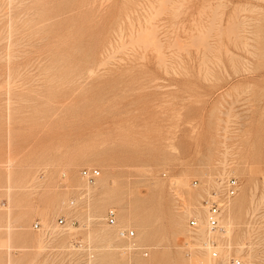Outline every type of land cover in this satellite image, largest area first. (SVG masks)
Segmentation results:
<instances>
[{
	"label": "rangeland",
	"instance_id": "1",
	"mask_svg": "<svg viewBox=\"0 0 264 264\" xmlns=\"http://www.w3.org/2000/svg\"><path fill=\"white\" fill-rule=\"evenodd\" d=\"M166 1L0 0V264H194L218 176L240 184L231 248L215 237L233 264L264 207V0ZM250 239L239 255L264 264Z\"/></svg>",
	"mask_w": 264,
	"mask_h": 264
},
{
	"label": "bare ground",
	"instance_id": "2",
	"mask_svg": "<svg viewBox=\"0 0 264 264\" xmlns=\"http://www.w3.org/2000/svg\"><path fill=\"white\" fill-rule=\"evenodd\" d=\"M163 1V0H162ZM170 1V0H169ZM109 2V1H108ZM149 2V1H148ZM166 2H168V0L166 1ZM173 2V1H172ZM106 3V2H105ZM169 3V2H168ZM162 4V3H161ZM154 8V7H153ZM159 11V10H158ZM161 12L163 11V10H160ZM164 12V11H163ZM163 13H161L160 15H162ZM159 15V14H158ZM159 15V16H160ZM155 17H156V15H155ZM154 17V18H155ZM153 19V18H152ZM247 19H248V17H247ZM247 19H245V16H244V20H247ZM150 20V19H149ZM243 20V21H244ZM154 21V20H153ZM242 21V22H243ZM247 22H248V20H247ZM247 22H243L244 23V25L247 23ZM249 24V23H248ZM246 26V25H245ZM248 27V26H247ZM246 28V27H245ZM244 28V30L246 31L247 30V28L245 29ZM249 29V28H248ZM246 33V32H245ZM247 34H249V33H247ZM247 34H246V36H247ZM242 36H244L245 37V34H243ZM248 36H250V34L248 35ZM244 37L242 38V39H244ZM122 38V37H121ZM247 39V38H246ZM245 40V39H244ZM131 41H132V39H131ZM249 41H250V39H249ZM136 43V42H135ZM138 43V42H137ZM141 43V42H140ZM140 43H138V44H140ZM250 43V42H249ZM243 44H244V42H243ZM246 44H247V42H246ZM246 44H245V47H246ZM124 45V44H123ZM137 45V44H136ZM111 46V45H110ZM249 46V45H248ZM251 46V45H250ZM250 46H249V48H250ZM244 47V48H245ZM252 47V46H251ZM254 47V46H253ZM245 50V49H244ZM112 51V50H111ZM247 52H249V51H247V49H246V53ZM113 53V52H112ZM251 53V51L248 53V54H250ZM109 54V53H108ZM109 60H110V58H108ZM112 59V58H111ZM107 60V59H106ZM113 60V59H112ZM108 62V61H107ZM100 64V63H99ZM107 64V63H106ZM99 67V66H98ZM241 126V125H240ZM242 127V126H241ZM230 149V148H229ZM226 152V151H225ZM228 153V152H227ZM224 154V153H223ZM228 155V154H227ZM223 164V163H222ZM224 165H225V162H224ZM91 171V170H90ZM81 175V174H80ZM97 177H98V175H97ZM97 177H95L94 178V181L92 182V183H89L85 178H83L82 176H81V178L82 179H84L87 183H89V184H93L94 182H95V179L97 178ZM219 177V180H216V179H214V181L212 182V184H211V186L212 187H215L214 189H213V192L214 193H216L217 195H219V193L220 192H224V187H225V183H226V181L229 179H227V178H225L226 176H218ZM256 187V186H255ZM257 188V187H256ZM255 188V190L257 191V189ZM90 189V188H89ZM238 190H240V184H239V187H238ZM237 190V191H238ZM263 190V189H262ZM264 191V190H263ZM255 192V191H254ZM237 193V192H236ZM235 193V194H236ZM263 193V192H262ZM200 194V197H201V193H199ZM206 195H208L209 197L211 196V195H213V193L212 192H210L208 189L206 190V193H205ZM251 194V193H250ZM252 194H254L253 196H252ZM251 194V196L252 197H254L255 196V193H252ZM264 194V193H263ZM184 196V195H183ZM204 197V195L200 198V201L198 202L199 203V205H200V211L197 213V214H194L193 216H195V217H193V218H191V219H195L196 221H197V226L195 227V228H190L189 227V221L191 220H188V231H190V233H191V241L192 242H190L189 243V241L190 240H184V244H187V246H189L190 248H191V250H193V251H195V252H198V253H194L193 254V256H192V258H191V260L193 261V262H196V263H194V264H225V259H224V256L221 258V261L220 260H217V259H215V257H218L217 255L219 254L220 255V253L222 252V250H223V248H221V246H220V244L218 245V243H217V241H216V238H217V240H219L220 242H221V244H223L225 247H227V248H231V246H232V244H231V241H230V232H229V230L225 227V223H224V218H225V216H226V210L228 209V208H230L229 206H230V203L231 202H229V203H227L228 202V199L230 198V197H223V196H219V198H220V204H221V212H220V216H219V223H220V228L219 229H217V230H211V229H209L208 227H207V223H206V207L204 206V203L203 202H201L203 199H205V198H203ZM261 197V199H262V196H260ZM202 199V200H201ZM104 203V202H103ZM105 204V203H104ZM259 204V203H258ZM261 204V203H260ZM263 205V204H262ZM188 206V205H187ZM193 206V205H192ZM191 206V207H192ZM257 206V205H256ZM261 206V205H260ZM196 207V206H195ZM262 207L263 206H261V207H256L254 210H252L251 212L254 214V215H256L257 217H256V219L257 220H255V222H254V224H246L247 226V229H246V231H247V234L249 235V238L247 239V240H244V241H242V243H240L238 246H237V251L239 252V253H242V251H243V249H244V247H245V244L247 243V241L249 242V239H250V236H257L258 235V232H259V229H264V213H262V211H261V209H262ZM188 208V207H187ZM190 208V207H189ZM188 208V212H190V214H192V212L190 211V209ZM264 208V207H263ZM112 210H114V212H115V223L113 224V225H110V226H116V225H118L119 223L121 224V222H119L118 221V218L116 217V211H115V209H113V208H111ZM126 209V208H125ZM125 209H123L122 210V214H121V216H120V218L121 219H123L122 221L125 223V225H127V226H129L130 224H132V222H131V217H133L132 216V214L130 213V211H129V213H128V210H125ZM192 209V208H191ZM194 209V208H193ZM192 209V210H193ZM231 209H233L232 207H231ZM230 209V210H231ZM110 210V209H109ZM194 211H198V209L197 210H194ZM227 211H229V209L227 210ZM134 212V211H133ZM223 212H225V213H223ZM187 213V212H186ZM185 213V214H186ZM130 214V215H129ZM187 215V214H186ZM131 216V217H130ZM187 216H189V215H187ZM229 216H230V214H229ZM119 218V219H120ZM45 219H46V215H44L43 216V222L45 221ZM120 219V220H121ZM136 219V218H135ZM231 219V218H230ZM228 220V219H227ZM138 221V220H137ZM180 221V220H179ZM117 222H118V224H117ZM177 222V221H176ZM228 222V221H227ZM231 222H232V220H231ZM230 222V223H231ZM139 223H140V221H139ZM139 223L137 224V225H139ZM119 224V225H120ZM133 224H134V222H133ZM136 224V223H135ZM177 224V223H176ZM232 224V223H231ZM125 225H123V226H125ZM44 226H46V225H44ZM49 226V225H48ZM140 226V225H139ZM231 226V225H230ZM73 227L71 226V225H69V227H68V229L67 230H70V229H72ZM141 228V227H140ZM76 229V228H75ZM100 230V229H99ZM107 230L108 229H106V228H104V229H102L101 231H97L96 233H94V234H96V235H99L100 236V241H107L108 242V240H110V239H108L109 238V235L107 236ZM123 230H126V231H130V230H128V229H120L119 231H118V236L121 238V239H128V238H132V237H127V236H122L121 235V232L123 231ZM53 231L55 232L56 231V228H53ZM133 231V230H132ZM143 231H145V230H142V232ZM134 232V231H133ZM109 234H111V232L109 233ZM218 234V235H217ZM146 235H148V233H146ZM146 235H143L144 237L146 236ZM209 235H211V236H209ZM214 235H216V236H214ZM98 236V237H99ZM112 237H113V235H112ZM115 237V236H114ZM212 237V238H211ZM214 237V238H213ZM216 237V238H215ZM89 238V237H88ZM116 238V237H115ZM147 238V237H146ZM146 238H144V239H146ZM98 239V238H97ZM113 239V238H112ZM111 239V240H112ZM110 240V241H111ZM147 240V239H146ZM113 241V240H112ZM112 241L109 243V245L112 243ZM250 241H251V239H250ZM107 242H106V244H107ZM211 242H213L212 244H211ZM102 243V242H101ZM103 244H105V243H103ZM116 244H118V243H116ZM108 244H107V246H109ZM136 246V244L135 245H133L132 244V248H134ZM105 247V246H104ZM73 248H75V249H79V247H73ZM137 248V247H136ZM74 249V250H75ZM239 253L235 256L236 258H234V260H237L238 261V263L239 264H247L245 261L247 260V258H248V255H249V253H246V254H244L243 255V257H241L240 255H239ZM148 254V253H147ZM215 254V255H214ZM229 255V254H228ZM230 256H228V258H229ZM232 257V256H231ZM230 257V260L232 259ZM239 257V258H238ZM241 257V258H240ZM246 259V260H245ZM81 262V260H75L71 255H68L67 257H66V259H65V264H81L80 263ZM227 262H231V261H229V260H227ZM249 263V262H248ZM60 264H62V263H60ZM138 264V263H137ZM249 264H251V263H249Z\"/></svg>",
	"mask_w": 264,
	"mask_h": 264
},
{
	"label": "built area",
	"instance_id": "3",
	"mask_svg": "<svg viewBox=\"0 0 264 264\" xmlns=\"http://www.w3.org/2000/svg\"><path fill=\"white\" fill-rule=\"evenodd\" d=\"M80 174L83 178H85L89 183H92L94 181V178L99 175V171L96 169L93 170H88L86 168H83L80 171ZM239 187V181L237 178L231 177L229 178L224 187V192H220L219 195L213 192V195L210 197H207L206 199L203 200L204 206L206 207V223L207 227L211 230H217L220 228V223H219V216L221 212V204H220V198L219 196L223 197H232L235 195ZM115 212L114 210L110 209L107 211L105 215V221L109 225H113L115 223ZM64 219L59 218V224H63ZM189 227L190 228H195L197 226V221L195 219H191L189 221ZM39 223L35 222L34 227L38 228ZM122 236H127V237H133L134 232L132 230L126 231L123 230L121 232ZM213 242H211L212 244ZM143 255H147V251H143ZM215 255V254H214ZM233 264H239L237 260H234V258L231 259Z\"/></svg>",
	"mask_w": 264,
	"mask_h": 264
}]
</instances>
